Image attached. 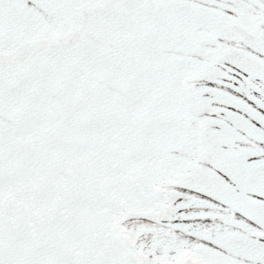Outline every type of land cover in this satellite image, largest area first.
I'll list each match as a JSON object with an SVG mask.
<instances>
[{
  "label": "snow or ice",
  "instance_id": "1",
  "mask_svg": "<svg viewBox=\"0 0 264 264\" xmlns=\"http://www.w3.org/2000/svg\"><path fill=\"white\" fill-rule=\"evenodd\" d=\"M0 264H264V0H0Z\"/></svg>",
  "mask_w": 264,
  "mask_h": 264
}]
</instances>
